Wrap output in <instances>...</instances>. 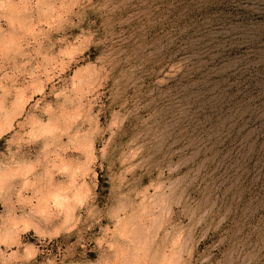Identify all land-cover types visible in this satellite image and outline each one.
Instances as JSON below:
<instances>
[{
    "label": "rangeland",
    "instance_id": "374dc122",
    "mask_svg": "<svg viewBox=\"0 0 264 264\" xmlns=\"http://www.w3.org/2000/svg\"><path fill=\"white\" fill-rule=\"evenodd\" d=\"M0 264H264V0H0Z\"/></svg>",
    "mask_w": 264,
    "mask_h": 264
}]
</instances>
